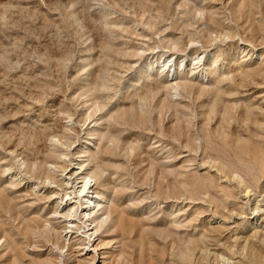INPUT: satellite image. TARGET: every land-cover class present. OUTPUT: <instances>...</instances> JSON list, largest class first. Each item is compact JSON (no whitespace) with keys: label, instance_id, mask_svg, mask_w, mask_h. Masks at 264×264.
Here are the masks:
<instances>
[{"label":"rangeland","instance_id":"rangeland-1","mask_svg":"<svg viewBox=\"0 0 264 264\" xmlns=\"http://www.w3.org/2000/svg\"><path fill=\"white\" fill-rule=\"evenodd\" d=\"M263 57L264 0H0V264H74L64 154L105 264H264Z\"/></svg>","mask_w":264,"mask_h":264},{"label":"bare ground","instance_id":"bare-ground-1","mask_svg":"<svg viewBox=\"0 0 264 264\" xmlns=\"http://www.w3.org/2000/svg\"><path fill=\"white\" fill-rule=\"evenodd\" d=\"M177 88H179V87H177ZM98 127H100V126H98ZM115 139L116 138H114L113 143L116 144L117 142L115 141ZM58 141H60V140H58ZM66 143H68V142L66 141ZM60 144H62V143H60ZM54 145H55V143H54ZM62 145H60V146H62ZM116 145H118V143ZM64 146H66V145H64ZM56 148H55V150H56ZM66 152L69 153L68 151H66ZM92 152L93 151H91V155H92ZM69 155L70 154H68V156ZM63 156L61 157L60 162L58 164L53 165L52 167L49 165L51 167L50 169H52V172L55 171L57 173V175H56L57 179H55V180H57L56 183L59 184L58 188L60 186L62 188L61 190H63L62 192L65 193V198L61 199L59 201L58 205L56 206L57 214L54 215L51 219H53V221H56L58 223H65V230L66 231H65V233L64 232L63 233L65 235L66 241H69V249L72 248L71 254L69 256V260L71 261V263H74V264H105V262L107 260V254H108L107 250L110 249L109 248L110 242H105L106 237L104 238V236L101 235V233H100L101 231H99L100 225L99 226L97 225V224H100L101 222H105L104 220L106 218L105 217L103 220L102 216L105 212L103 214L101 212V211H103L101 207H104V201L107 198L105 195L106 191L102 192V191H99L100 188L98 189V184H99L98 178L103 173H101L100 175L96 171L94 173H92L90 171L91 172L90 173L88 171L89 169H86V167H87L85 165L86 161L82 160L83 159L82 157H81L82 159L77 158L79 156L76 157V163L73 164V162H71L72 165L68 169H66V168H64V163H67L66 159H69L70 157L63 159ZM92 156H89V157H92ZM64 157H67V156L65 155ZM68 162H69L68 164L70 165V161H68ZM27 165H28V162H27ZM27 165H25V166H27ZM89 166H90V164H88V168L91 167V166L90 167ZM92 169L90 168V170H92ZM92 171H94V170H92ZM103 171L104 170H102V172ZM55 172H53V173H55ZM99 172H101V171H99ZM48 175L50 176V173ZM103 175H105V174H103ZM53 177H55V176L54 175L52 176V179H51L52 181H53ZM100 179H99V182H100ZM15 182H17V181H15ZM52 188H55V187H52ZM246 196H248L246 198H249V193ZM54 198H57V197H54ZM262 202L264 203V199ZM260 203H261V201H260ZM82 204H85L84 205L85 208H84L83 215L80 218L79 214L81 213L80 208L82 207ZM106 207L107 206H105L103 209H105ZM78 218H80V221H78ZM255 218H256V215H255ZM98 221H99V223H97ZM250 221H252V220H250ZM262 221H260V222H262ZM81 222L86 226L85 227L86 232L84 235L85 239L80 235V229H81L80 223ZM108 222L109 221H107V223ZM82 223H81V225H83ZM109 224H110V222H109ZM110 228H109V230H112ZM246 240L248 241V239H246ZM237 264H239V263H237Z\"/></svg>","mask_w":264,"mask_h":264},{"label":"built area","instance_id":"built-area-1","mask_svg":"<svg viewBox=\"0 0 264 264\" xmlns=\"http://www.w3.org/2000/svg\"><path fill=\"white\" fill-rule=\"evenodd\" d=\"M80 220V219H79ZM80 225H81V223H80ZM81 231H82V237L84 238V229L82 228V226H81ZM85 239V238H84Z\"/></svg>","mask_w":264,"mask_h":264}]
</instances>
